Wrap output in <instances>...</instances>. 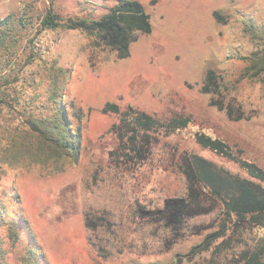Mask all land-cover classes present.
Returning a JSON list of instances; mask_svg holds the SVG:
<instances>
[{"label": "rangeland", "instance_id": "1", "mask_svg": "<svg viewBox=\"0 0 264 264\" xmlns=\"http://www.w3.org/2000/svg\"><path fill=\"white\" fill-rule=\"evenodd\" d=\"M139 1L153 31L140 34L130 55L119 58L80 29L37 33L49 8L63 19L100 18L117 0H0V20L10 17L12 26L0 49V197L11 215L28 218L51 264L233 263L255 248L264 228H229L204 247L224 217L223 202L208 192L211 211L176 231L142 210L186 194L184 155L258 181L195 134L223 139L264 169V71H245L248 57L264 47V0ZM209 68L223 78L233 118L202 91ZM107 102L146 111L163 124L178 117L189 123L151 130L142 158L128 135L120 137V115L103 111ZM61 109L77 133V155L50 149L37 130ZM8 244L10 262L21 264L20 242Z\"/></svg>", "mask_w": 264, "mask_h": 264}, {"label": "trees", "instance_id": "2", "mask_svg": "<svg viewBox=\"0 0 264 264\" xmlns=\"http://www.w3.org/2000/svg\"><path fill=\"white\" fill-rule=\"evenodd\" d=\"M215 16L220 20L218 12H215ZM9 21L10 17L0 20V49L3 48L6 35L9 33L7 29L12 28ZM57 27L83 30L89 35L94 45L99 46L103 51L116 52L119 58L130 55L131 45L140 34L153 31L151 16L139 0H117L116 4L100 18L63 19L49 8L41 18L37 33ZM32 59L29 57L26 63ZM248 59L245 71L253 70L254 75L259 76L264 71V47L258 48ZM223 83L222 76L215 69L209 68L205 74L202 91L212 94L211 103L220 109H225L233 118L235 115L233 107L223 100ZM103 111L120 115V122L115 124L120 137L128 135L127 143L130 149L137 150L142 158L147 155L146 151L151 144V130L165 125L169 129H175L189 123L188 117H178L163 124L146 111L133 106L122 109L114 102H107ZM68 123L67 115L61 109L56 118L44 119L36 127L42 142L46 143L50 149L77 155L80 146L73 137L77 133L70 130ZM195 138L202 146L238 162L251 177L258 181L229 173L198 154L184 155L182 168L187 178L186 194L167 197L162 207L142 211L149 217L153 216L157 220H162L171 230L176 231L186 219L211 211L213 206L204 197L209 193L211 198L214 197L223 202L224 217L221 228L208 234L203 242L204 247H208L215 239L224 236L229 228L238 229L246 223H254L264 228V169L253 161L237 156L231 146L221 138L212 137L204 132H197ZM16 199V202L19 201V198ZM13 214L16 216L11 215L6 202L0 197V264H12L9 260L8 242L14 245L17 241L22 246L21 252L18 253L21 264H51L28 218L15 210ZM126 264L163 263L131 261ZM228 264H264V236L254 249L244 250L238 259Z\"/></svg>", "mask_w": 264, "mask_h": 264}]
</instances>
